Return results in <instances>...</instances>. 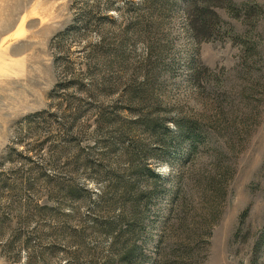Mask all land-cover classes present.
<instances>
[{"label":"rangeland","instance_id":"obj_1","mask_svg":"<svg viewBox=\"0 0 264 264\" xmlns=\"http://www.w3.org/2000/svg\"><path fill=\"white\" fill-rule=\"evenodd\" d=\"M93 1L0 0V264H124L133 242L153 264H264V0L217 10L200 45L181 1L98 0L118 10L85 29ZM132 164L167 181L136 214L112 199L152 189Z\"/></svg>","mask_w":264,"mask_h":264},{"label":"trees","instance_id":"obj_2","mask_svg":"<svg viewBox=\"0 0 264 264\" xmlns=\"http://www.w3.org/2000/svg\"><path fill=\"white\" fill-rule=\"evenodd\" d=\"M172 1H175V3L181 1L183 3L184 18L187 30L189 31L190 36L197 45L211 42L214 39H219L222 35V32L228 26V24L221 19V17L217 13V10L224 9L234 14L233 0H144L140 7H145L147 10H149V13H154L158 9V7H161V5H166ZM93 5L94 6L91 7V10L85 12L82 17L83 23L85 24V29H87L89 25H91L96 16L99 15L100 19L105 20L107 19V17L104 14L108 15V13H111L112 11L116 12L118 10L113 7V3H109V5H107L106 9H104L105 13L102 9H100L98 0L93 1ZM122 5L128 7L130 5L133 6V3L131 1H124ZM133 19L137 20L135 19V17H133ZM135 24H138V21ZM67 34H69V32H65V34H62V37H66ZM148 124L149 125H147V132H149L154 138L159 136L158 139H160V137L163 136L161 145L166 148L168 146V142H166L167 140L164 139L170 137V131L166 130L160 125V123L156 121L152 124ZM177 130L179 131V139L185 140L188 133L187 125L178 124ZM195 138L196 137H194V139ZM132 169V174L137 179H142L144 176H147V179H149L152 183V189L150 191H141L135 196L133 194L135 183L134 180L130 179L126 182L122 179H119L116 182L119 184H117L115 187L112 199L113 202L117 205L122 204L123 206H125L127 203H129V210L132 214H136L143 203L147 204V202L150 200L149 197L158 196L163 193L167 181L160 179L154 171H151L146 166L134 167L132 164ZM121 190L123 192H121ZM119 223L126 224V229L123 232V237L127 238L124 239L122 237L120 239L125 240L124 243L128 241H136L142 225L129 222L125 220L123 216H120ZM161 242L162 241L160 240L159 243ZM158 248L159 247H157V249ZM137 260H141L142 264H153V261L151 259H147L140 251V248L136 246V243L133 242L129 249H127L125 254L121 256V262H123L124 264H135V261Z\"/></svg>","mask_w":264,"mask_h":264}]
</instances>
